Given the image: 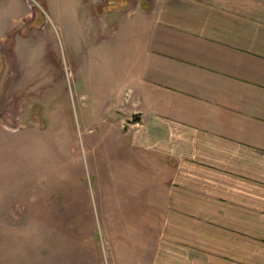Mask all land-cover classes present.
<instances>
[{
  "label": "rangeland",
  "instance_id": "1",
  "mask_svg": "<svg viewBox=\"0 0 264 264\" xmlns=\"http://www.w3.org/2000/svg\"><path fill=\"white\" fill-rule=\"evenodd\" d=\"M73 1L0 0V264H153L165 175L126 131L138 0Z\"/></svg>",
  "mask_w": 264,
  "mask_h": 264
},
{
  "label": "crops",
  "instance_id": "2",
  "mask_svg": "<svg viewBox=\"0 0 264 264\" xmlns=\"http://www.w3.org/2000/svg\"><path fill=\"white\" fill-rule=\"evenodd\" d=\"M138 7L126 131L165 175L153 264H264V0Z\"/></svg>",
  "mask_w": 264,
  "mask_h": 264
},
{
  "label": "water",
  "instance_id": "3",
  "mask_svg": "<svg viewBox=\"0 0 264 264\" xmlns=\"http://www.w3.org/2000/svg\"><path fill=\"white\" fill-rule=\"evenodd\" d=\"M140 119L139 117V114L134 112L132 115H131V121H138Z\"/></svg>",
  "mask_w": 264,
  "mask_h": 264
}]
</instances>
